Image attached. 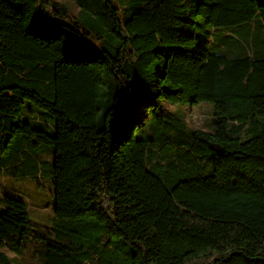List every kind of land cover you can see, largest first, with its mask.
<instances>
[{"label": "trees", "instance_id": "obj_1", "mask_svg": "<svg viewBox=\"0 0 264 264\" xmlns=\"http://www.w3.org/2000/svg\"><path fill=\"white\" fill-rule=\"evenodd\" d=\"M72 1L0 0V264H264V0Z\"/></svg>", "mask_w": 264, "mask_h": 264}, {"label": "rangeland", "instance_id": "obj_2", "mask_svg": "<svg viewBox=\"0 0 264 264\" xmlns=\"http://www.w3.org/2000/svg\"><path fill=\"white\" fill-rule=\"evenodd\" d=\"M57 1L64 3L70 9L72 16L77 12V7L72 0ZM172 106L189 127L206 131L212 130V106L209 102L202 101L194 105L175 104L170 107ZM43 113L45 111L30 100H25L20 107V118L36 119L42 123H48V119L43 116ZM51 191V186L47 181H40V185H37V182L33 180L15 181L14 177L8 180L0 175V197L4 194H16L23 198L28 205L29 219L35 229L47 230L53 221L54 199L51 196ZM0 208H4V206L0 204ZM9 257H13V255L9 254Z\"/></svg>", "mask_w": 264, "mask_h": 264}, {"label": "clouds", "instance_id": "obj_3", "mask_svg": "<svg viewBox=\"0 0 264 264\" xmlns=\"http://www.w3.org/2000/svg\"><path fill=\"white\" fill-rule=\"evenodd\" d=\"M168 110H169V111H175V107H174V106L169 107ZM209 118H210V117H209Z\"/></svg>", "mask_w": 264, "mask_h": 264}]
</instances>
